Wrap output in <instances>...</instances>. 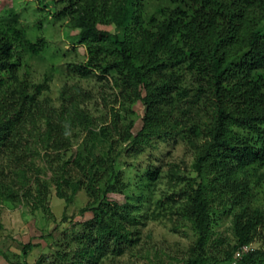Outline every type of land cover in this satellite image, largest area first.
I'll use <instances>...</instances> for the list:
<instances>
[{"label":"trees","instance_id":"obj_1","mask_svg":"<svg viewBox=\"0 0 264 264\" xmlns=\"http://www.w3.org/2000/svg\"><path fill=\"white\" fill-rule=\"evenodd\" d=\"M59 3L65 6L56 19L67 18L80 29L74 43L84 44L89 56L86 64H74L73 72L83 77L117 75L115 86L122 89V105L139 103L144 111L143 125L135 136L122 138L104 189L95 185L101 179L96 178L101 160L90 165L78 160L82 177L71 180L70 161L59 167V153L71 148L73 129L89 130L95 119L71 90H63L58 110L40 102L48 86L29 84L20 78V71L25 56L40 54L45 43L27 38L15 10L0 9V199L12 201L20 190L24 197L35 196L30 187L32 175L41 170L28 157L41 155L42 147L59 198L72 203L85 189L92 200L91 206L82 210L93 217L83 223L82 234L75 238L78 248L72 254L59 253L57 264H100L105 258H118L133 241L126 223L137 219L133 215L137 205L129 202V196L124 203L111 197L118 191L116 162L140 157L141 143L153 137H171L174 128L178 132L175 137L182 138L196 154L195 177L181 193L188 195L185 216L199 237L198 255L187 264H207L204 255L213 236V206L217 201L222 205L223 200L237 210L232 228L236 244L224 251V260L215 259L214 263L264 264V214L252 208L255 194L251 187L253 177L258 182L264 179V172L257 173V166H264V0ZM109 25L115 30L103 28ZM82 93L78 90V95ZM112 111L117 118L118 111ZM184 117H188L186 123H192L190 129L181 126ZM204 117L209 124L201 128ZM238 129L241 133L236 135ZM201 130L205 138L199 143L194 138ZM156 174L149 172V179ZM37 182L36 198L41 202L50 183ZM16 184L20 190L14 191ZM67 188L71 197L65 194ZM256 239L263 242L260 248L236 258V253ZM34 247L32 242L24 245L21 264H29Z\"/></svg>","mask_w":264,"mask_h":264},{"label":"rangeland","instance_id":"obj_2","mask_svg":"<svg viewBox=\"0 0 264 264\" xmlns=\"http://www.w3.org/2000/svg\"><path fill=\"white\" fill-rule=\"evenodd\" d=\"M59 2L43 0L41 5L36 0H0V9L15 10L27 38L32 42L41 39L45 43L40 54L25 56L20 71V78L29 84L48 86L39 97L40 102L58 110L63 103V90H71L70 94L77 96L79 105L95 119L89 130L83 127L73 129L72 146L69 150L60 151L58 166L70 161L67 168L71 172V180L79 181L82 176H79L81 170L76 165L78 160L88 165L101 160L96 175L101 179L95 183L101 190L111 177L109 167L123 143L122 138H131L141 130L144 111L136 102L122 105V89L115 86L117 75L100 77L99 73H93L83 77L73 72L72 66L86 64L89 56L84 44L74 43L80 29L73 27L67 18L56 19L57 12L65 6ZM103 28L115 30L113 25ZM78 90L83 95H78ZM113 109L118 111L117 118L112 115ZM187 118L184 117L181 126L190 129L192 123H186ZM115 121L117 126H114ZM205 124H209L207 118L200 123L201 128ZM182 127H178L180 131ZM42 131H45L44 126ZM171 132V137H153L149 142L141 143L143 153L140 157L128 156L117 160L115 185L120 192L111 197L124 203L129 196V202L137 205L133 209L137 219L126 223L133 241L125 247L123 255L105 258L100 264H187L197 257L199 237L193 223L185 216L188 195L181 194L189 189L195 177L192 167L196 154L181 141L182 138L175 137L178 132L174 128ZM239 133L241 131L236 130L235 134ZM203 134L204 130H201L194 139L201 143L205 138ZM51 153L52 157L56 156V153ZM40 154L28 157V161L32 160L33 166L41 170L40 174L32 175L30 187L35 196L24 197L20 185L16 184L13 190H20L19 195L12 201L0 199V264H21L22 249L29 242L35 244L28 257L29 264H57L59 253L72 254L78 248L75 238L82 234L83 223L93 217L90 212L82 213L92 204L85 189L74 196L72 203L59 198L58 189L52 185L53 171L48 168L49 158L42 147ZM254 168L252 170L255 171ZM257 169V173L264 172V166H257ZM151 171L157 172L154 179H149ZM37 179L50 183L41 202L36 198ZM257 182L258 179L253 177L251 187L255 200L252 208L264 214V179ZM65 194L71 197L72 192L67 188ZM213 207V236L204 255L207 264H215V259L224 260V251L236 244L232 228L237 210L231 209L227 200H223L222 205L217 201ZM262 244L256 239L250 245L254 251Z\"/></svg>","mask_w":264,"mask_h":264},{"label":"built area","instance_id":"obj_3","mask_svg":"<svg viewBox=\"0 0 264 264\" xmlns=\"http://www.w3.org/2000/svg\"><path fill=\"white\" fill-rule=\"evenodd\" d=\"M250 250L251 248L249 246H245L236 254V257L240 258L243 254L249 252Z\"/></svg>","mask_w":264,"mask_h":264},{"label":"clouds","instance_id":"obj_4","mask_svg":"<svg viewBox=\"0 0 264 264\" xmlns=\"http://www.w3.org/2000/svg\"><path fill=\"white\" fill-rule=\"evenodd\" d=\"M250 248H251V250H252V246L251 245H248ZM237 254V253H236ZM237 258V257H236Z\"/></svg>","mask_w":264,"mask_h":264}]
</instances>
